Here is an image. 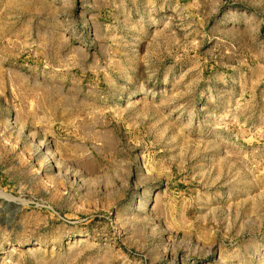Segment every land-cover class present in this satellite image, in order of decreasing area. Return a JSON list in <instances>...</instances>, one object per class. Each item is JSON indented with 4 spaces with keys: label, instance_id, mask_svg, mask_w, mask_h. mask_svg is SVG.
<instances>
[{
    "label": "rangeland",
    "instance_id": "rangeland-1",
    "mask_svg": "<svg viewBox=\"0 0 264 264\" xmlns=\"http://www.w3.org/2000/svg\"><path fill=\"white\" fill-rule=\"evenodd\" d=\"M0 264H264V0H0Z\"/></svg>",
    "mask_w": 264,
    "mask_h": 264
}]
</instances>
